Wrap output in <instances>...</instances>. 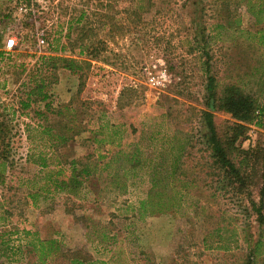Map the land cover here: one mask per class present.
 Instances as JSON below:
<instances>
[{
	"label": "rangeland",
	"instance_id": "374dc122",
	"mask_svg": "<svg viewBox=\"0 0 264 264\" xmlns=\"http://www.w3.org/2000/svg\"><path fill=\"white\" fill-rule=\"evenodd\" d=\"M248 1L42 0L32 7L23 0L40 13L35 18L20 0H0V241H10L16 253L0 264L35 263L24 229L59 240L69 255L107 260L123 251L128 264H245L244 234L264 241V225L255 221L250 202L264 185V113L262 125L258 119L244 123L245 135L232 143L240 121L213 106L207 84L215 79L216 97L236 84L264 106V46L236 30H264V22L257 24L247 11ZM42 33L46 44L38 46ZM49 55L89 61L80 72L86 78L64 68L52 72L43 62ZM164 70L168 78L160 84ZM39 78L50 82L45 90L53 109L70 104L90 114L106 111L124 124L126 144L138 141L143 128L175 133V142L186 134L190 146L180 173L194 186L183 206L138 219L133 208L150 186L147 167L119 171L117 187L100 180L106 173L98 170L94 187L35 205L27 181L39 168L26 161L25 125L60 127L65 121L52 113L39 118L44 101L23 107ZM205 110L214 113L218 136L247 183L239 190L220 182L204 136ZM95 149L85 131L59 152L89 163L99 155ZM219 225L236 228L242 247L205 248L204 239H217L210 234ZM48 264L68 259L58 256ZM257 264H264V252Z\"/></svg>",
	"mask_w": 264,
	"mask_h": 264
},
{
	"label": "trees",
	"instance_id": "16d2710c",
	"mask_svg": "<svg viewBox=\"0 0 264 264\" xmlns=\"http://www.w3.org/2000/svg\"><path fill=\"white\" fill-rule=\"evenodd\" d=\"M247 11L257 24L264 22L263 3L249 0ZM236 23L238 25L240 21L238 20ZM236 30L241 34L246 31V39L264 46V30L260 29L256 32L240 28H236ZM92 52H96V50L94 49ZM89 54L93 53L89 52ZM43 62L52 72L58 68L68 69L72 73L78 74L80 79L86 78L84 73H80L83 69L82 65L86 64L88 67L91 65L85 59L58 55L45 56ZM49 85L50 82L46 83L45 79L39 78L35 89L29 93L27 101L22 103L26 108L30 107L33 102L44 101L46 102V111H37L36 115L39 118H47L48 114L52 113V115L65 120L60 127L49 124L32 125L28 123L25 125L26 137L30 144L26 161L39 168L38 173L27 181L30 190H32L28 196L35 205L41 199L47 200L69 191L80 192L88 185L94 187L98 180L95 176L98 170L106 173V177H102L100 174L99 179L109 181L117 187L119 171H137V169L147 167L145 170H147L146 175L149 177L150 186L145 197L139 199L137 207L133 208L138 219L144 221L147 216L162 214L173 209L178 211L183 206L194 186L192 181L184 179L182 172L180 173L181 167H183V158L190 146V138L186 134H184V138L175 142L174 137L177 136L175 133L171 137L158 129L144 130L143 128L138 141L126 144L124 139L127 130L124 124L111 121L106 111H102L98 115L90 114L74 108L70 104L63 105L58 110L53 109V101L47 102L51 98L45 90ZM207 90L210 92V96L215 98L213 106L217 110L230 113L240 121L232 143L245 135L244 123L258 119L257 124L262 125L260 117L264 113V106L261 107L252 95L245 93L236 84L226 86L223 94L216 97L215 79L209 77ZM203 115L207 128V133L204 136L211 150L213 164L219 171L218 176H221L220 182L232 186L233 190L243 188L247 183L240 169L231 159L226 143L218 136L214 113L205 110ZM133 130L135 131V129ZM85 131L90 132L93 143L97 145L95 151H98L99 155L96 161L83 163L81 158L78 159L59 152L60 147L67 146L75 137ZM166 144H170L171 147L168 149ZM145 154L146 157L143 158ZM0 165L4 166V163H0ZM120 189L125 190L126 185L123 184ZM257 198V201L250 199L251 210L255 214V221L259 225H264V185ZM22 232L27 240L25 246L27 253L36 257L34 264H48L58 256L68 259V264H128L123 251L114 253L107 260L81 254L69 255L63 252L61 242L55 238L42 239L36 232L27 229ZM210 235L216 236L217 239L212 243L204 239L205 248H217L227 252L242 247L236 228L229 229L226 225H219ZM243 241L247 245L245 264H257L264 252V241L261 239L252 241L247 233L244 234ZM9 242L0 241V260L9 258L15 253L13 245H10ZM19 248L21 251L22 247ZM68 251L71 252V250Z\"/></svg>",
	"mask_w": 264,
	"mask_h": 264
},
{
	"label": "built area",
	"instance_id": "2783aa9c",
	"mask_svg": "<svg viewBox=\"0 0 264 264\" xmlns=\"http://www.w3.org/2000/svg\"><path fill=\"white\" fill-rule=\"evenodd\" d=\"M27 1H30L32 3V7L37 4H41L42 0H27ZM20 3L22 4V8H23V11L24 12H31L34 14L35 18H40V13L38 12L37 10V13H36V10H33L31 7H28L26 4H23V0H20ZM43 33L42 34H37L36 36V39H37V44L38 46H44L46 44V39L43 37ZM160 77L162 78V82H160V84H163V82H165L168 78V73L164 70V71H161V74H160ZM158 83V82H157ZM159 84V83H158Z\"/></svg>",
	"mask_w": 264,
	"mask_h": 264
}]
</instances>
